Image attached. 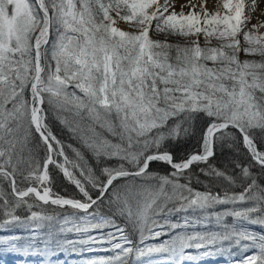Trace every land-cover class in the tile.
<instances>
[{
  "label": "snow or ice",
  "instance_id": "1",
  "mask_svg": "<svg viewBox=\"0 0 264 264\" xmlns=\"http://www.w3.org/2000/svg\"><path fill=\"white\" fill-rule=\"evenodd\" d=\"M171 6L0 0V251L105 250L89 264H142L166 252L163 264H185L197 259L190 250L208 257L235 247V264H264V34L254 32L264 25L250 27L255 0L247 15L245 0H223L215 12L193 4L188 15L165 14ZM117 18L134 31L113 27ZM212 37L218 47L207 46ZM52 114L72 142L53 131ZM194 121L200 135L178 158L168 145L191 137ZM225 148L233 157L218 167ZM194 168L221 186L195 189Z\"/></svg>",
  "mask_w": 264,
  "mask_h": 264
},
{
  "label": "rangeland",
  "instance_id": "2",
  "mask_svg": "<svg viewBox=\"0 0 264 264\" xmlns=\"http://www.w3.org/2000/svg\"><path fill=\"white\" fill-rule=\"evenodd\" d=\"M107 2V0H105ZM158 3L163 5L165 3V0H158ZM168 3L172 5L168 9L169 14L172 11L177 12L178 14L183 11L185 15L190 14L191 11H193L192 6L190 10H184V8H180L181 1L179 0H168ZM248 3V5H246ZM252 2L251 0H245V5L248 6L247 14L250 11V6ZM256 9L255 12L252 13V20L251 25L253 24H261L264 25V0H255ZM184 5V3L182 4ZM195 10V9H194ZM196 11V10H195ZM200 9L196 11L199 13ZM246 14V15H247ZM130 23L128 21L122 20V19H116L115 23L112 25L113 27H118L123 31H134L130 27ZM155 23V22H153ZM256 35L264 34V27H261L259 29L254 30ZM152 35V32L150 31V36ZM161 36L162 39L165 38V34H159L158 37ZM167 42H173L179 43L181 45H185V40L182 37H176V36H168ZM198 43L201 47L206 46L204 35L201 34L198 40ZM219 41L212 37L210 38V42L207 44L208 47H218ZM241 43L243 44V40H241ZM248 55V56H246ZM240 60L244 59H255L260 60L261 58L258 55H252V54H245L240 53L239 55ZM211 66V64H210ZM175 219V217L173 218ZM258 227L259 230L256 232H261L262 229L259 226H252ZM160 239H165V237H161ZM150 243H159V240L150 241ZM192 251V254L197 257L195 262H189L185 261V264H235V261L239 259L240 253L237 252L235 247H232L231 249H228L227 247L218 252H214L213 255L204 257L196 250H190ZM105 255L104 249H96L92 252H81L79 248H72L71 246H67L63 248L62 250L57 251L55 254H53L51 251L44 252L42 250H33L32 252H7V251H0V264H89V261L92 259H95L98 256ZM169 253L161 252V253H151L147 254L144 257H141L142 264H163V260L168 257Z\"/></svg>",
  "mask_w": 264,
  "mask_h": 264
},
{
  "label": "trees",
  "instance_id": "3",
  "mask_svg": "<svg viewBox=\"0 0 264 264\" xmlns=\"http://www.w3.org/2000/svg\"><path fill=\"white\" fill-rule=\"evenodd\" d=\"M160 34H162V33H160ZM157 38L162 39L161 36H159ZM170 43L174 44L173 42H170ZM175 44H177V43H175ZM246 56H248V55H246ZM62 115L64 117H66L69 120V122L71 123L73 118L70 114L65 113ZM50 122H51V125L53 128V131L58 136L65 139L66 142H72L71 138L69 136V133L67 131V127L64 124H62L59 119H57L55 114H52L50 116ZM201 127H202V125L200 122L194 121L193 122V135L191 137H188V138H177L176 141L170 142L168 145L169 151L171 153H173L175 156H177L178 158H182V157L186 156L188 154V152L191 151L192 145L194 143H196V140L200 135V128ZM105 135H107V133H105ZM85 155H86V159H88V161L90 163H93L91 154L85 152ZM232 157H233V153L229 149L225 148L222 151L218 150L217 166L218 167H228L229 161L232 159ZM151 167L161 174L167 173L169 171L168 166L164 163H153L151 165ZM192 180H193L192 186L197 190H203V187L207 184H213L217 188H219L221 186L219 180L212 178V177H207V176L201 174L195 168L192 170ZM65 187H67L65 182L60 181L58 178V182H57L54 190L61 191L63 194V189ZM67 190L69 193L71 192L70 187H68ZM253 230L257 231V230H259V228L253 227Z\"/></svg>",
  "mask_w": 264,
  "mask_h": 264
},
{
  "label": "bare ground",
  "instance_id": "4",
  "mask_svg": "<svg viewBox=\"0 0 264 264\" xmlns=\"http://www.w3.org/2000/svg\"><path fill=\"white\" fill-rule=\"evenodd\" d=\"M179 1H181V5L179 6L181 9L184 8V10H190L191 9L190 6L195 4L196 5L195 10L196 11H198L200 9V7L203 6L209 12H215V10H216L215 5L223 3V0H199V2H197V0H191V3H189V0H179ZM251 2H252V0H251ZM183 3H184V5H182ZM246 5H248V3H246ZM248 9H249L248 6H246V12L248 11Z\"/></svg>",
  "mask_w": 264,
  "mask_h": 264
}]
</instances>
